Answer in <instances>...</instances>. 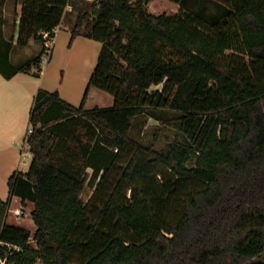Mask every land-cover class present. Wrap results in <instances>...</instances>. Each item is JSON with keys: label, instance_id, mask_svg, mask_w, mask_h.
I'll list each match as a JSON object with an SVG mask.
<instances>
[{"label": "trees", "instance_id": "trees-1", "mask_svg": "<svg viewBox=\"0 0 264 264\" xmlns=\"http://www.w3.org/2000/svg\"><path fill=\"white\" fill-rule=\"evenodd\" d=\"M227 1L231 26L155 15L142 0H22L18 46L72 7L71 44L91 17L85 36L102 49L80 106L58 91L35 97L30 169L9 186L34 203L37 247L5 224L6 264H264V0ZM12 45L0 48L6 79L41 69L45 46L15 65ZM92 88L113 106L87 110ZM144 108L184 113L187 142L158 151L133 139Z\"/></svg>", "mask_w": 264, "mask_h": 264}, {"label": "rangeland", "instance_id": "rangeland-1", "mask_svg": "<svg viewBox=\"0 0 264 264\" xmlns=\"http://www.w3.org/2000/svg\"><path fill=\"white\" fill-rule=\"evenodd\" d=\"M0 1L2 2V0ZM89 1L93 2L94 0ZM142 3L150 13L155 15L174 16L176 14L191 13L198 20L209 25L216 18L220 24L227 21L225 26H231L233 23L234 9L232 3L227 0H182L180 3L171 0H142ZM21 8L22 0H3L2 6H0V48L7 43H11L14 46ZM78 16V10L72 7L67 8L65 20L61 23L57 37L52 44L51 55L48 56L47 50L50 47H46L44 39L37 40L41 41L40 43L31 40L30 45L23 49L16 45L12 53L13 59L18 64H23L28 58L37 57L45 46V56H43L41 67L43 74L37 78L43 81L42 86L44 89L50 92L58 91L64 99L75 106H80L83 101L102 49L101 42L85 36L84 31L88 30V24L92 20L91 17L84 18L83 34L78 36L71 44L72 31L77 23ZM39 44L42 46L41 51H39ZM37 70H34V72L37 73ZM161 89L162 86H158L154 87L152 91ZM113 104L114 97L112 94L99 88H92L85 108L91 110L96 107L102 108ZM185 124V114L182 112L169 108H144L137 117L130 136L144 146L162 151L175 141L187 142L184 131ZM25 127L26 130L29 129V115L27 112L25 114ZM26 158L29 160L28 157ZM91 195L92 190L86 189L83 194V200L87 202ZM22 204L16 203L15 208L20 209L16 214L21 213V215L16 217L24 219L23 225L31 232V244L36 248L37 243L33 239L36 230L35 224L34 226L29 225L28 220H25L27 215H29L30 208L24 209ZM16 217L11 220L12 223L17 222ZM0 220L5 223L6 217H1ZM262 259L264 260V256ZM38 262L39 264L42 263L41 260Z\"/></svg>", "mask_w": 264, "mask_h": 264}, {"label": "crops", "instance_id": "crops-1", "mask_svg": "<svg viewBox=\"0 0 264 264\" xmlns=\"http://www.w3.org/2000/svg\"><path fill=\"white\" fill-rule=\"evenodd\" d=\"M65 17L63 20H65ZM19 22L20 21L17 22L18 25ZM18 25L16 40L19 32ZM59 27L60 26H58L57 28L59 29ZM56 37L57 33L55 39ZM16 40L14 41V46L12 45L10 60L13 64L18 65V62L13 59L12 55L13 50L17 45ZM31 40H34L37 43L39 42L37 41V39ZM31 40L29 41L27 46L18 47L20 49L28 47L30 45ZM41 49L42 46L41 44H39V51H41ZM43 58L41 62V67L43 63ZM37 71L38 76H34L33 74L36 72L33 71L32 74L19 73L12 79H6L0 72V218L4 216L6 217L5 223H2L0 220V233L5 224L19 225L25 227L23 225L24 219L22 217H16L21 215V213L16 214L18 211H20V209L15 208L16 203L22 204V199L18 196L12 195L9 186V180L14 173H27L30 169L32 158H29L28 160L26 156H24L25 151L28 150V130H26L25 127V114L27 112L29 115L30 128V114L35 97L40 89L46 90L42 86L43 81L37 78L43 74V69L41 68ZM111 106L113 105L107 107ZM88 172H91V170H88ZM25 205L23 206L24 209L30 208L29 215H27V218H25V220H28V223H30L29 225L34 226V221L32 218V213L34 211V203L27 201ZM15 217L17 219V222L12 223L11 220Z\"/></svg>", "mask_w": 264, "mask_h": 264}, {"label": "built area", "instance_id": "built-area-1", "mask_svg": "<svg viewBox=\"0 0 264 264\" xmlns=\"http://www.w3.org/2000/svg\"><path fill=\"white\" fill-rule=\"evenodd\" d=\"M52 32L56 36V33L58 32V28L53 29ZM52 32H49V31H42V32H40V36L43 37V39L45 41L46 47H50L49 50H47L48 56L51 55V47H52V44H53V42L55 40V37L52 35ZM32 134H33V128L30 127L28 129V136L27 137H29ZM24 156H26L28 158H33V153L31 151L27 150V151H25ZM2 247H8L9 249L12 248V246L9 243H5L3 241H0V249ZM6 260H7V258L6 259H3L1 257V255H0V264H6Z\"/></svg>", "mask_w": 264, "mask_h": 264}]
</instances>
